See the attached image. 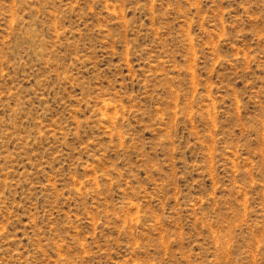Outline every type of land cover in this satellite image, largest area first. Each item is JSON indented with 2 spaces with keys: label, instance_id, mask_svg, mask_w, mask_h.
Listing matches in <instances>:
<instances>
[{
  "label": "rangeland",
  "instance_id": "1",
  "mask_svg": "<svg viewBox=\"0 0 264 264\" xmlns=\"http://www.w3.org/2000/svg\"><path fill=\"white\" fill-rule=\"evenodd\" d=\"M0 264H264V0H0Z\"/></svg>",
  "mask_w": 264,
  "mask_h": 264
}]
</instances>
